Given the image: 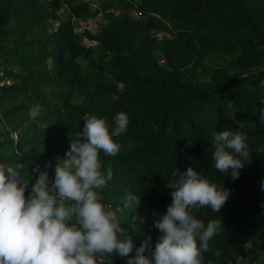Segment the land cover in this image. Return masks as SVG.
<instances>
[{"label":"trees","instance_id":"1","mask_svg":"<svg viewBox=\"0 0 264 264\" xmlns=\"http://www.w3.org/2000/svg\"><path fill=\"white\" fill-rule=\"evenodd\" d=\"M93 18V30L82 25ZM0 66V163L25 165L26 196L40 172L51 185L71 140H86L87 116L114 127L125 112L120 152L99 153L113 178L98 191L135 247L151 237V258L155 215L172 202L167 183L193 167L231 190L219 213H193L224 225L203 264H264V0H0ZM34 104L42 112L31 121ZM236 120L252 157L233 181L211 157L214 134L239 129ZM129 193L138 207H124Z\"/></svg>","mask_w":264,"mask_h":264},{"label":"clouds","instance_id":"2","mask_svg":"<svg viewBox=\"0 0 264 264\" xmlns=\"http://www.w3.org/2000/svg\"><path fill=\"white\" fill-rule=\"evenodd\" d=\"M41 112V106L34 104L30 120H37ZM258 120L264 124V109ZM84 121L79 136L86 140H71L65 158L55 167L51 185L47 173L40 172L26 196L30 177L21 171L25 165L0 163V264H110L113 254L129 257L134 249L136 254L127 264H203V253L212 250L209 241L224 225L222 219L205 225L193 213L204 207L219 213L231 190L218 187L193 167L174 171V179L167 183L173 189L172 202L165 214L155 215L159 218L153 226L161 235L150 258L145 251L151 248V237L135 247L116 211L103 202L98 191L107 188L113 178L111 168L103 170L99 153L115 156L120 152L121 145L113 138L127 131L129 117L117 113L112 118L114 127L96 115ZM235 122L239 129L214 134L211 157L214 168L233 181L252 157L248 136L240 131L244 122ZM139 199L134 193L127 194L124 207H138Z\"/></svg>","mask_w":264,"mask_h":264},{"label":"built area","instance_id":"3","mask_svg":"<svg viewBox=\"0 0 264 264\" xmlns=\"http://www.w3.org/2000/svg\"><path fill=\"white\" fill-rule=\"evenodd\" d=\"M96 19V18H95ZM96 21V20H95ZM95 21L94 22H92V21H90V20H86V21H83L82 22V25L84 26V27H87L88 29H90V30H93L94 28H95ZM5 83V76H4V72H3V67L2 66H0V86L1 85H3ZM2 124H4V127H6V128H8V126H7V123H6V121H5V118L3 117V115H2V112H1V109H0V126L2 125ZM11 135L12 136H16L15 135V133H11Z\"/></svg>","mask_w":264,"mask_h":264},{"label":"rangeland","instance_id":"4","mask_svg":"<svg viewBox=\"0 0 264 264\" xmlns=\"http://www.w3.org/2000/svg\"><path fill=\"white\" fill-rule=\"evenodd\" d=\"M86 20H88V19H86ZM86 20H84V21H86ZM89 20L92 21V22H94L97 19L93 18V19H89Z\"/></svg>","mask_w":264,"mask_h":264}]
</instances>
